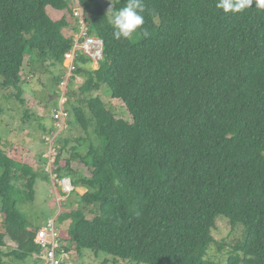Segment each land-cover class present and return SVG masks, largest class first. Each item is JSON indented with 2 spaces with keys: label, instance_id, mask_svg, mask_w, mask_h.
<instances>
[{
  "label": "trees",
  "instance_id": "trees-1",
  "mask_svg": "<svg viewBox=\"0 0 264 264\" xmlns=\"http://www.w3.org/2000/svg\"><path fill=\"white\" fill-rule=\"evenodd\" d=\"M112 1L113 12L127 2ZM216 2L143 0L141 30L116 40L101 0H0V90H16L24 103L25 65L47 69L56 87L50 100L84 80L82 99L57 101L53 126L62 125L60 108L67 124L44 137L52 156L41 155L42 173L27 150L6 149L0 135V264H46L36 240L51 222L57 258L102 252L129 264H221L205 259L219 216L244 227L225 264H264V10L253 4L225 14ZM77 4L88 34L103 43L97 69L74 51ZM49 7L66 13L54 21ZM73 53L68 76L64 63ZM103 87L130 121L106 107ZM69 125L83 132L75 142L61 137ZM53 176L85 192L76 193V209L61 210L62 231L55 219L32 228L21 204L34 201L40 177Z\"/></svg>",
  "mask_w": 264,
  "mask_h": 264
},
{
  "label": "rangeland",
  "instance_id": "rangeland-1",
  "mask_svg": "<svg viewBox=\"0 0 264 264\" xmlns=\"http://www.w3.org/2000/svg\"><path fill=\"white\" fill-rule=\"evenodd\" d=\"M101 2L108 12L111 7L109 0H101ZM111 3L113 5L112 0ZM47 13L52 20L56 21L66 12L61 13L49 7L47 8ZM109 15L111 14L109 13ZM67 17L70 24H75L73 18ZM68 63L69 60L64 63V66ZM49 70L54 74L60 72L59 69L50 68ZM46 71L47 69L41 67L40 64L24 66L23 74L26 84L24 85V93L21 98L24 103H21L14 96L17 93L16 90H0V135L3 139L2 146L10 149L17 145L20 149L27 150L24 157L32 164V168L39 173H42L40 169L42 165L40 157L46 153L43 143L44 137H49L47 135L53 130V127L58 131L62 128L61 125L53 126L52 117L54 110L58 109L57 101L62 96L68 94H71V102L73 103L76 102L77 98L82 99V96L79 95V88L84 82L83 78H76L70 86L66 87L65 92L61 88L57 91L59 93L57 101L50 100V93L53 89L56 90V87L51 83V76ZM49 83H51L50 86ZM72 93L77 94V96L72 97ZM109 93L110 91L106 87H103L98 92L108 109L114 112L119 118L130 121L131 116L123 107L122 103L111 99ZM67 101L68 97L65 102ZM61 102L65 103L64 101ZM26 114L31 117L24 119ZM82 133L80 128L77 129L75 126L71 125L70 127L69 125L61 137L72 139V142H75ZM52 137L54 135L50 137V142H52ZM73 144L71 143L69 147ZM85 150L86 146L84 145L81 147L80 152L83 153ZM47 154L45 155L48 156ZM45 157L43 156V159ZM49 172V168H46L45 171L43 170L44 175H50ZM62 188L64 187H61L60 183L55 181L54 176L49 181H44L41 177L39 178L35 186L36 195L34 201L22 203L20 207L22 213L28 218L31 227L33 226L32 228L41 227L48 220L55 219L56 226L62 231L61 217H59L61 210L71 211L76 209V193L83 192L80 189L77 190V188L70 186L65 191ZM60 192L64 193L65 197H62ZM88 209V207H85V213L87 214V218L91 219L93 215L88 212ZM2 221L3 216L0 212V227ZM243 230L244 227L242 225L232 226L225 217H217L215 227L212 230V236L215 242L210 246L205 259L225 264L233 247L242 242ZM66 246L74 251V245L70 242ZM64 262V264H129L127 261L115 260L113 257L102 252L95 255L92 252H84L80 257L72 256L69 253L64 254ZM13 264L37 263L32 258H29L23 263L13 260Z\"/></svg>",
  "mask_w": 264,
  "mask_h": 264
},
{
  "label": "built area",
  "instance_id": "built-area-1",
  "mask_svg": "<svg viewBox=\"0 0 264 264\" xmlns=\"http://www.w3.org/2000/svg\"><path fill=\"white\" fill-rule=\"evenodd\" d=\"M82 12V9L77 4L76 9L74 10V17L77 19V26L79 27V30L73 37L74 51L76 49L83 50L86 54L90 56V60L93 62L94 69H97L100 66V61L103 55V43L101 40L95 39L94 37H91L88 34V23L86 22ZM73 56L74 53L66 56V58L69 60V65L67 69L68 76L70 75L71 71L74 70V67L72 65L74 62ZM60 103L63 102H61L60 100ZM66 118L67 114L63 111L62 108H60L55 115V119L59 121ZM61 126L62 128H65L66 123ZM52 152H54L53 149ZM51 156L52 155L49 153L47 157L51 158ZM59 183L61 187H64L62 188L63 191L68 190L69 185L71 184L69 179H64ZM56 236V230L52 222L48 223L45 227H43L37 235L36 242L41 244L46 249V256H44L46 264H61V261H63V255L61 256V258L56 257V250L59 248Z\"/></svg>",
  "mask_w": 264,
  "mask_h": 264
},
{
  "label": "clouds",
  "instance_id": "clouds-1",
  "mask_svg": "<svg viewBox=\"0 0 264 264\" xmlns=\"http://www.w3.org/2000/svg\"><path fill=\"white\" fill-rule=\"evenodd\" d=\"M111 7L107 13H110V24L113 27V38L116 40L129 39L138 30H141L145 23L144 15L145 5L143 0H127L125 6L118 11L113 12ZM253 4L261 10H264V0H217L215 7L223 10L225 14L240 13ZM145 36L147 32L143 33Z\"/></svg>",
  "mask_w": 264,
  "mask_h": 264
},
{
  "label": "bare ground",
  "instance_id": "bare-ground-1",
  "mask_svg": "<svg viewBox=\"0 0 264 264\" xmlns=\"http://www.w3.org/2000/svg\"><path fill=\"white\" fill-rule=\"evenodd\" d=\"M73 50V49H72ZM79 51H81V50H79ZM103 56V55H102ZM100 64H101V62H100ZM66 87L67 86H65V85H63V87L61 88V90L63 91V92H65V90H66ZM59 94V93H58ZM58 97V96H57ZM60 100L61 101H66V98L64 97V98H59L58 99V101L60 102ZM56 101H57V99H56ZM63 104V103H62ZM63 107V106H62ZM66 107H67V105H66ZM64 110V109H63ZM58 111V110H57ZM65 111V110H64ZM67 112V111H66ZM59 123H62V125L63 124H65L66 122H67V119H63V120H59L58 121ZM54 125V124H53ZM61 130V129H60ZM55 152V151H54ZM55 178V177H54ZM70 187H74V185H72V183L69 185ZM40 231H41V229H40ZM39 232V231H38ZM59 245H60V243H58ZM40 247H41V245H40ZM46 250V249H45ZM43 251V250H42ZM43 253V252H42ZM57 254V253H56ZM37 257V256H36ZM23 263V262H22ZM65 263V262H64Z\"/></svg>",
  "mask_w": 264,
  "mask_h": 264
},
{
  "label": "crops",
  "instance_id": "crops-1",
  "mask_svg": "<svg viewBox=\"0 0 264 264\" xmlns=\"http://www.w3.org/2000/svg\"><path fill=\"white\" fill-rule=\"evenodd\" d=\"M79 189L83 191V192L80 191L79 194H80V195L84 194L85 190H84L83 188H81V187H78V188H77V190H79Z\"/></svg>",
  "mask_w": 264,
  "mask_h": 264
}]
</instances>
